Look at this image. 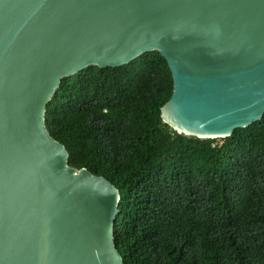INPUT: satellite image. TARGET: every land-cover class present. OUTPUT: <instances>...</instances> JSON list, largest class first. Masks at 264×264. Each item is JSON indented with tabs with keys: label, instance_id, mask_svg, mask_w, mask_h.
I'll use <instances>...</instances> for the list:
<instances>
[{
	"label": "water",
	"instance_id": "95a60500",
	"mask_svg": "<svg viewBox=\"0 0 264 264\" xmlns=\"http://www.w3.org/2000/svg\"><path fill=\"white\" fill-rule=\"evenodd\" d=\"M153 50L178 133L226 137L264 115V0H0V264H124L119 189L69 165L46 106L64 77Z\"/></svg>",
	"mask_w": 264,
	"mask_h": 264
},
{
	"label": "trees",
	"instance_id": "16d2710c",
	"mask_svg": "<svg viewBox=\"0 0 264 264\" xmlns=\"http://www.w3.org/2000/svg\"><path fill=\"white\" fill-rule=\"evenodd\" d=\"M172 91L157 50L89 66L62 79L46 125L69 165L119 189L124 264H264V115L218 144L163 122Z\"/></svg>",
	"mask_w": 264,
	"mask_h": 264
},
{
	"label": "rangeland",
	"instance_id": "374dc122",
	"mask_svg": "<svg viewBox=\"0 0 264 264\" xmlns=\"http://www.w3.org/2000/svg\"><path fill=\"white\" fill-rule=\"evenodd\" d=\"M220 141H221V138H220V137L215 138V143H218V142H220Z\"/></svg>",
	"mask_w": 264,
	"mask_h": 264
},
{
	"label": "built area",
	"instance_id": "2783aa9c",
	"mask_svg": "<svg viewBox=\"0 0 264 264\" xmlns=\"http://www.w3.org/2000/svg\"><path fill=\"white\" fill-rule=\"evenodd\" d=\"M222 141L218 142V144H220ZM214 145V144H213Z\"/></svg>",
	"mask_w": 264,
	"mask_h": 264
}]
</instances>
